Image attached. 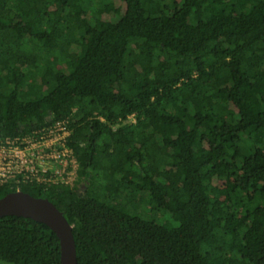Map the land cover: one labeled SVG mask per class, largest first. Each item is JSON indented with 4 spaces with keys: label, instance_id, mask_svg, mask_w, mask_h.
I'll use <instances>...</instances> for the list:
<instances>
[{
    "label": "trees",
    "instance_id": "obj_1",
    "mask_svg": "<svg viewBox=\"0 0 264 264\" xmlns=\"http://www.w3.org/2000/svg\"><path fill=\"white\" fill-rule=\"evenodd\" d=\"M59 120L78 184L20 191L78 264H264V0H0V136ZM0 264L60 241L0 218Z\"/></svg>",
    "mask_w": 264,
    "mask_h": 264
},
{
    "label": "built area",
    "instance_id": "obj_2",
    "mask_svg": "<svg viewBox=\"0 0 264 264\" xmlns=\"http://www.w3.org/2000/svg\"><path fill=\"white\" fill-rule=\"evenodd\" d=\"M69 124L59 120L27 134L0 136V186L76 187L81 163L69 146Z\"/></svg>",
    "mask_w": 264,
    "mask_h": 264
},
{
    "label": "water",
    "instance_id": "obj_3",
    "mask_svg": "<svg viewBox=\"0 0 264 264\" xmlns=\"http://www.w3.org/2000/svg\"><path fill=\"white\" fill-rule=\"evenodd\" d=\"M16 216L48 226L58 237L61 264H78L73 227L64 214L48 199L17 191L0 198V218Z\"/></svg>",
    "mask_w": 264,
    "mask_h": 264
},
{
    "label": "rangeland",
    "instance_id": "obj_4",
    "mask_svg": "<svg viewBox=\"0 0 264 264\" xmlns=\"http://www.w3.org/2000/svg\"><path fill=\"white\" fill-rule=\"evenodd\" d=\"M119 4H117L116 6H118Z\"/></svg>",
    "mask_w": 264,
    "mask_h": 264
}]
</instances>
